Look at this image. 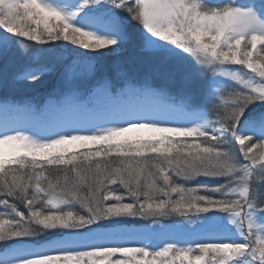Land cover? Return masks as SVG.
<instances>
[{
    "label": "snow or ice",
    "instance_id": "snow-or-ice-1",
    "mask_svg": "<svg viewBox=\"0 0 264 264\" xmlns=\"http://www.w3.org/2000/svg\"><path fill=\"white\" fill-rule=\"evenodd\" d=\"M133 38L152 61L139 86L123 69L119 86L82 83ZM13 55L29 61L17 84L59 61L68 91L29 127L0 123V264H264V0H0V60ZM186 58L204 107L151 86ZM199 177L223 182L188 185ZM169 217L187 239L124 227Z\"/></svg>",
    "mask_w": 264,
    "mask_h": 264
},
{
    "label": "rangeland",
    "instance_id": "rangeland-1",
    "mask_svg": "<svg viewBox=\"0 0 264 264\" xmlns=\"http://www.w3.org/2000/svg\"><path fill=\"white\" fill-rule=\"evenodd\" d=\"M126 50H129V54L127 56L121 57L119 58L121 55H124V51L120 50L116 53H110V55H113L114 58V62L113 65L115 66V69L117 71V69H123V70H127V72L130 75L136 74L138 75V71L135 72L131 66L132 63L137 62L138 66L141 68V70H139L140 72L144 74L141 77V79H144V75L147 72V70L149 69L152 61L150 60V58L148 57V55L144 52H141L140 50V43L137 39L133 38L130 44V47L127 48ZM66 55L70 58V59H74L76 58L74 56L73 53L68 52L66 53ZM187 56V54H186ZM70 59L68 62H70ZM95 61L96 59H92V63L95 65ZM42 63L47 64L49 67H52L53 65V61L50 60H45ZM0 64H2V68L0 67V80L3 77H7L8 75H15L17 72H15L14 70H11V65H16V70L18 72L22 71L23 68L25 66H27L29 64V61L27 60L26 57H22L19 55H13L10 56L8 58L7 61L2 60L0 61ZM5 64H7V67L5 68ZM55 67H54V72L59 70L58 73V78L55 80L58 84L56 86H50L49 89L50 93L54 92V93H59L60 91H64V93L66 94L68 89L66 88L65 84L62 81V73L64 71V63L63 62H55ZM231 67L240 69L243 66H239V65H233ZM96 68V66H95ZM75 71L81 75V76H87L88 75V67L87 64L85 62H80L79 64H77L75 66ZM54 74V73H53ZM190 76L191 79H185V77ZM99 79L98 76H95V74L93 76L88 77V79L86 81H82V83H86L87 85L91 86L92 84L95 83V81ZM154 79H157L159 83L158 86H155L154 83ZM142 80H140L138 78V82H141ZM139 86V84H138ZM151 86L154 90H157L160 88L164 89V90H171L174 96H181L182 92L183 93H191L194 97H195V103L197 106L200 107H204V89L206 87V79L201 75V76H197L195 74V66L193 64V61L191 58H186L183 61H180L178 63H174L171 65V71H169V73H167L166 75H157L154 74L152 76L151 79ZM55 87V88H54ZM230 89H226V93L227 91H229ZM86 95V99L88 101H86L87 103H89L91 100H93L95 97H90L88 94V91L85 88H81V95L83 96ZM54 102L53 98H47L46 101L40 106V110L45 109L48 105H50L51 103ZM210 107V106H209ZM260 108H257V111H260ZM239 147V146H238ZM202 180L204 184H217V183H222L223 181H218V180H212V179H208V178H204V177H199L196 180L190 181L188 182L189 186H194L195 184H197L198 181ZM130 219V218H129ZM179 219V218H178ZM177 219V220H178ZM176 220L172 221V222H162V221H158L159 224L162 225H167L168 227L165 228L162 232L159 233H151L149 231L148 228L145 227V225H149L150 227H154V225H151V223L148 224H144V223H140L138 222V227L135 228H131V227H126L129 230L132 231H136V232H140L143 233L147 239H145V243H148L149 240L154 241L156 243H159L161 240H168V239H178V240H183V239H187L188 237L184 236V234L182 232H180L177 227L175 226V222ZM138 246V245H136Z\"/></svg>",
    "mask_w": 264,
    "mask_h": 264
},
{
    "label": "trees",
    "instance_id": "trees-1",
    "mask_svg": "<svg viewBox=\"0 0 264 264\" xmlns=\"http://www.w3.org/2000/svg\"><path fill=\"white\" fill-rule=\"evenodd\" d=\"M132 41V40H131ZM131 41L122 49V51H124V55H121L119 58L127 56L129 54V50H126L127 48L130 47ZM74 46L69 45L68 46V52L72 53V48ZM83 51V50H81ZM106 51V50H104ZM96 61H95V76H98V78H102L104 76H109L113 79V82L115 84H117V86H119L120 82L116 80V69L115 66L113 65L114 62V58L113 55L107 54L105 56H99V57H95ZM2 61V60H0ZM48 66V63L45 64ZM131 66L133 67L132 69L137 72L138 71V75L133 74L130 75L133 78V81L137 84H139L138 82V78L140 80L141 77L144 74L140 72L139 70H141V68L138 66L137 62L132 63ZM237 66V65H236ZM0 67L2 68V64H0ZM16 65H11V70H14L15 72H18L16 70ZM1 70V69H0ZM127 71V70H125ZM54 73V74H53ZM58 73L59 70L56 72H54V67H52V71L47 73L44 77H42V83L37 86V87H26L23 84H17L13 77L15 75H8L7 77H3L0 80V102L3 103H7V104H11V103H19V104H36V103H40L44 100V96L47 95L48 93H50L49 89L50 86H56L58 83L55 81L58 78ZM158 80L154 79V83L155 86H158L159 83H157ZM49 88V89H48ZM55 88V87H54ZM157 90H160L157 89ZM169 94L173 95L171 90H166ZM177 98H180V96H176ZM238 148V145L236 146ZM53 179H55V175H53L52 177ZM60 180L63 182V176H60ZM178 182H183V180L181 178H177ZM197 183H203L202 180L198 181ZM115 187V186H113ZM123 188H121V192H123ZM125 202H128L127 200ZM77 208H79V206H76ZM22 210H24L22 208ZM178 217H169V218H161L159 219V221L168 223V222H172L174 220H177ZM130 222L124 226H133V227H138V222L140 223H144V224H148L151 223V221L149 219L146 218H130L129 219ZM2 247V246H0Z\"/></svg>",
    "mask_w": 264,
    "mask_h": 264
},
{
    "label": "bare ground",
    "instance_id": "bare-ground-1",
    "mask_svg": "<svg viewBox=\"0 0 264 264\" xmlns=\"http://www.w3.org/2000/svg\"><path fill=\"white\" fill-rule=\"evenodd\" d=\"M131 103V102H130ZM108 115L107 118H110V116L112 115L111 113H107V112H104L103 109H100L98 110L96 113H95V118L97 119H103L104 117H106Z\"/></svg>",
    "mask_w": 264,
    "mask_h": 264
}]
</instances>
